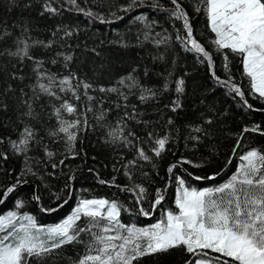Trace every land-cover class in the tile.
<instances>
[{"label": "trees", "instance_id": "1", "mask_svg": "<svg viewBox=\"0 0 264 264\" xmlns=\"http://www.w3.org/2000/svg\"><path fill=\"white\" fill-rule=\"evenodd\" d=\"M151 2L145 0L143 6L124 12L122 9L129 0H76L79 8L66 0H15V3L0 0V33L7 31L12 34L0 40V52L5 49L14 51V41L18 37L27 39L30 44L33 41H51V47H31L30 55L42 60L47 71L58 75H67L71 71L79 79L91 83L93 88L89 94L95 97L93 101H87L82 95L83 89L78 90L81 93L79 100L70 93L61 94L77 105L78 112L84 113L77 118L88 121V126L77 131L78 139L69 151L63 140L47 134L57 125L56 118L49 117L52 111L49 97L41 96L33 102V110L41 114L38 120L21 115L27 111L21 101L32 96L31 85L35 83L33 61L25 59L20 62L16 57L0 55V103L8 106L6 111L0 109V139L3 141L0 142V195L6 187L16 184L17 179L26 181L0 204V214L16 210L18 214L33 216L41 225L51 226L69 215L80 199L103 198L118 202L122 223L145 227L156 223L162 213L175 209V180L167 172L171 164L185 158L202 165L199 168L182 165L174 169V173L190 186L213 187L226 182L236 172L241 163L239 157L247 150L255 148L264 152V135L251 132L240 135L243 128L255 124L264 130V102L249 95V82L242 75L240 58L227 49L217 52L211 43L214 34L208 29L203 12L195 11L194 0H181L190 16L194 35L213 55L215 74L221 80L227 79L228 70L223 64L224 56H228L234 82L245 93L243 100L217 82L207 61L187 51L175 39L177 31L182 30V22L169 19L165 11L152 8ZM158 2L164 8L172 7L169 0ZM45 3H51L58 11L55 14L44 12ZM89 11L95 15H87ZM141 15L149 23L156 22L148 40L144 39V23L136 19ZM25 27L27 32L23 31ZM65 30L71 35L66 36ZM157 33L168 36V43L157 46L153 39L159 38ZM57 53L73 57L67 67ZM53 59L57 60L56 64L51 63ZM14 73L23 79H14ZM129 73L143 88L156 91L157 96L142 102L140 87L131 90L121 88L127 100L116 93L99 92L100 86H114L120 77ZM179 79L185 81L183 94L175 91ZM177 99L182 107L173 112L171 104ZM244 100L252 107L248 108ZM53 103L58 105L59 101ZM86 105L93 107L94 111L85 112ZM134 109L135 119L124 118L125 112L132 114ZM102 110L106 111V122L112 126L123 118L125 132H134L139 138L130 137L133 145L143 147L151 156L150 161L140 160L131 166V179L125 175L124 165L136 157L135 147L108 142L107 128H101L95 119ZM64 115L68 120L74 118ZM209 119L211 124L206 123ZM24 124L34 126L37 139L30 144L26 154L17 153L11 147V141L18 139ZM190 126H200L208 134L195 133ZM149 132L153 133V138L169 137L166 150L160 157L151 152ZM190 136H199V140L190 139ZM45 145L54 154L50 159L45 155ZM52 163L57 164L55 169ZM196 175H214L215 179L197 181L193 179ZM100 180L105 183H100ZM135 185H141L147 191L142 204L136 203L137 197L132 191L122 190ZM157 188L165 190V199L153 210L151 202ZM34 194L40 197L39 201L32 198ZM17 199L23 202L20 209H15ZM140 207L151 214L147 217L141 215ZM44 208H55L56 211L45 212ZM82 238L86 240L88 237L82 234ZM84 252L83 243L67 244L40 264H72ZM195 259L183 248H175L167 253L141 257L134 264H194ZM31 264H37V261L33 259Z\"/></svg>", "mask_w": 264, "mask_h": 264}, {"label": "snow or ice", "instance_id": "2", "mask_svg": "<svg viewBox=\"0 0 264 264\" xmlns=\"http://www.w3.org/2000/svg\"><path fill=\"white\" fill-rule=\"evenodd\" d=\"M169 2L171 8H164L158 0H152L150 6L156 10L165 11L169 19L182 22V30L177 31L175 39L187 51L207 61L208 68L217 82L243 100L245 93L241 86L234 82L229 69L228 56H224L223 64V67L228 70L227 79L221 80L215 74L213 55L194 35L190 16L181 0H169ZM12 3H15V0H12ZM69 3L79 8L76 0H69ZM194 3L195 11L203 12L207 27L214 34L211 43L215 50L222 52L227 49L240 58L243 67L242 75L249 82V95L264 102V0H194ZM144 4L145 0H129L122 10L129 12ZM79 10L83 11V9ZM57 11L51 3L44 4V12L55 14ZM87 15L94 16L95 14L89 11ZM100 19L104 22L102 17ZM136 19L144 23L146 29L144 39L148 40L149 32L156 22H147V18L143 15ZM23 31L27 32V27ZM64 34L70 36L71 32L65 30ZM11 35L10 32L4 31L0 33V40ZM156 36L159 38L153 39L157 46L167 44L169 41L166 35L161 36L157 33ZM14 43L16 45L14 51L5 49L0 52V55L7 54L16 57L20 62L25 59L32 60L35 74V83L31 85L32 96L21 101L27 107V111L21 115L38 120L41 114L33 110V102L41 99V96L49 97L52 107L49 117L54 116L57 125L50 128L47 134L52 138L63 140L68 150L71 151L78 139L77 131L83 126H88V121L77 118L84 113L78 112L77 105L70 103L61 94L70 93L74 99L79 100L81 93L78 90L83 89L82 95L91 102L95 99L89 94L93 85L79 79L71 71L67 75L47 71L44 69L42 60L30 55L31 47L35 45L51 47V41L47 43L33 41L30 44L27 39L18 37ZM57 56H62L65 67L73 59L71 55L62 53H57ZM51 63L56 64L57 60L53 59ZM13 78L23 79V77H17L15 73ZM184 83L183 79L176 81L177 94H183ZM137 87L141 88L139 98L142 102H147L157 96L156 91L143 88L132 73L126 77H120L116 85L107 88L100 86L98 90L101 93H116L127 100V95L121 91V88L131 90ZM8 90H12L11 86ZM165 90H167V85H165ZM53 101H59V104ZM244 104L248 108L252 107L247 100H244ZM7 107V104L0 103V109L6 111ZM181 107L179 99L172 101L171 111L176 112ZM93 111L90 105L85 106V112ZM64 114L74 118L68 120ZM135 116V109L132 114L124 113V118L127 119H135ZM105 117L106 111L102 110L95 116V119L101 128H107L108 142L119 143L124 147H135L136 157L124 165L125 175L131 179V166L138 164L140 160L150 161L151 156L143 147L133 145L130 137L137 140L139 138L134 132H125L126 124L123 123V118L112 126L106 122ZM168 123L171 124L172 120L169 119ZM206 123L211 124L212 121L209 119ZM190 127L195 133L208 134L200 126ZM249 132L264 135V130L259 124L243 128L240 135L243 136ZM148 137L152 141V154L160 157L166 150L169 137L166 135L162 138H153L151 132L148 133ZM189 138L199 140V136ZM0 142H3L2 139ZM33 142H37L36 130L34 126L24 124L18 139L11 141V147L17 153L26 154ZM239 143L238 140L237 144ZM44 147L45 155L49 159L52 158L53 152L49 151L46 145ZM235 151L236 149L233 148L234 153ZM239 159L241 163L236 172L226 182L203 188L188 185L184 178L174 173V169L182 165H191L195 168L202 167V165L185 158L171 164L167 172L175 180V209L167 210L162 213L156 223L145 227L122 223L121 206L118 202L103 198L80 199L69 215L51 226L41 225L33 216L27 213L18 214L16 210L0 214V264H31L33 259L40 264V261L51 256L57 249L72 243H83L85 248V252L72 264H134L141 257L167 253L175 248H183L184 251L196 257L194 264H264V152L252 148ZM60 163L63 164L64 161ZM56 167L57 164L52 163V168ZM188 175L192 176V173ZM193 179L197 181L214 180L215 176L196 175ZM21 183H26V181L17 179L16 184L6 187L0 195V204H3ZM100 183L103 184L105 181L100 180ZM122 190L132 191L137 197V204H142L147 195L146 189L141 185ZM164 192V189H156L155 199L151 202L153 210L165 199ZM32 198L40 200V197L35 194ZM22 204L23 202L17 199L15 209H20ZM42 210L56 211L55 208ZM139 212L146 217L151 214L144 207H140ZM82 234L88 238L84 240Z\"/></svg>", "mask_w": 264, "mask_h": 264}, {"label": "rangeland", "instance_id": "3", "mask_svg": "<svg viewBox=\"0 0 264 264\" xmlns=\"http://www.w3.org/2000/svg\"><path fill=\"white\" fill-rule=\"evenodd\" d=\"M66 1H68L69 2V0H66ZM96 199H100V198H96ZM8 212V211H7ZM7 212H5V213H7ZM5 213H2V214H5Z\"/></svg>", "mask_w": 264, "mask_h": 264}]
</instances>
